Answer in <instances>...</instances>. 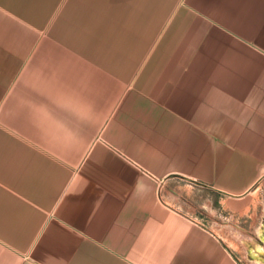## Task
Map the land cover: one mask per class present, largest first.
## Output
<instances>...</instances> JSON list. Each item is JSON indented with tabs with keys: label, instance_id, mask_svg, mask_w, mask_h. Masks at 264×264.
<instances>
[{
	"label": "crops",
	"instance_id": "obj_1",
	"mask_svg": "<svg viewBox=\"0 0 264 264\" xmlns=\"http://www.w3.org/2000/svg\"><path fill=\"white\" fill-rule=\"evenodd\" d=\"M0 264H264V0H0Z\"/></svg>",
	"mask_w": 264,
	"mask_h": 264
},
{
	"label": "rangeland",
	"instance_id": "obj_2",
	"mask_svg": "<svg viewBox=\"0 0 264 264\" xmlns=\"http://www.w3.org/2000/svg\"><path fill=\"white\" fill-rule=\"evenodd\" d=\"M235 249H237V250H239V248L237 247V246H235V245H232Z\"/></svg>",
	"mask_w": 264,
	"mask_h": 264
}]
</instances>
